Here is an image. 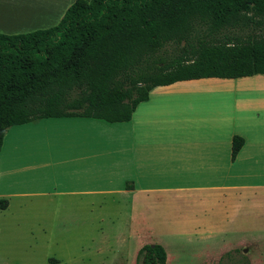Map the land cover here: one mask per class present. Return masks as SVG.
Wrapping results in <instances>:
<instances>
[{"label":"crops","instance_id":"1","mask_svg":"<svg viewBox=\"0 0 264 264\" xmlns=\"http://www.w3.org/2000/svg\"><path fill=\"white\" fill-rule=\"evenodd\" d=\"M73 1L17 0L29 25L48 20L25 33L56 26ZM234 137L244 141L235 158ZM162 197L187 208L197 201L205 212L224 200L264 201V75L155 87L128 122L47 118L4 131L0 199L8 207L0 210V235L12 226L13 202L92 208L95 199L142 206Z\"/></svg>","mask_w":264,"mask_h":264},{"label":"trees","instance_id":"2","mask_svg":"<svg viewBox=\"0 0 264 264\" xmlns=\"http://www.w3.org/2000/svg\"><path fill=\"white\" fill-rule=\"evenodd\" d=\"M264 75V0H76L48 29L0 34L4 131L47 118L128 122L179 81ZM244 144L234 137L232 157ZM8 201L0 199V210ZM144 245L136 264H167Z\"/></svg>","mask_w":264,"mask_h":264},{"label":"rangeland","instance_id":"3","mask_svg":"<svg viewBox=\"0 0 264 264\" xmlns=\"http://www.w3.org/2000/svg\"><path fill=\"white\" fill-rule=\"evenodd\" d=\"M22 5L0 0V33L48 23H26L30 13ZM99 200L92 208L45 198L13 202L0 264H136L138 251L156 243L167 264H264V201L224 200L205 212L197 201L187 208L165 197L142 206L130 198Z\"/></svg>","mask_w":264,"mask_h":264}]
</instances>
